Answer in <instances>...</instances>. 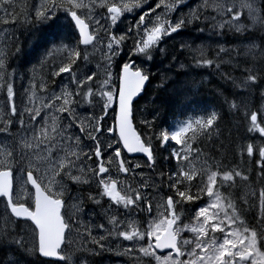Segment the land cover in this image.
<instances>
[{
	"label": "snow or ice",
	"instance_id": "6c2138e0",
	"mask_svg": "<svg viewBox=\"0 0 264 264\" xmlns=\"http://www.w3.org/2000/svg\"><path fill=\"white\" fill-rule=\"evenodd\" d=\"M183 5L185 0H40L21 19L14 0H0L3 25L19 24L26 31L39 25L52 32L38 61L39 80L34 65L28 86L21 83L27 97L21 111L16 72L9 68L15 56L27 53L15 34L2 30L0 251L6 254L0 264H37L32 257L52 258L41 264H76L66 249L80 228L101 253L115 251L130 264H264V104L253 103L257 94L264 102V0H203L174 16ZM132 13L138 15L135 23L119 30L125 14ZM207 22L220 36L225 28L235 34L259 32L260 42L218 44L212 58L205 47L183 41L179 52L166 46L189 25ZM185 51L197 67L228 64L239 70L240 77L221 73L239 91L231 100L225 97L223 115L213 110L164 125L158 97L148 101L151 111L140 108L153 76L145 65L157 57H170L173 64ZM97 54L96 70L80 71L81 62L87 66ZM58 78L59 91L50 89L48 80L56 84ZM168 81L164 76L157 88L168 92ZM188 89L187 82L176 81L171 90L179 96ZM241 113L247 132L262 138L246 146L249 168L235 164L231 133L225 136L221 129L225 116ZM136 154L143 162L133 164L129 157ZM240 156L243 160V146ZM197 201L191 222L183 223L184 205ZM89 202L102 210L106 223L88 226L79 219ZM140 212L149 217L146 225L132 219ZM109 240L128 246L113 249Z\"/></svg>",
	"mask_w": 264,
	"mask_h": 264
},
{
	"label": "trees",
	"instance_id": "16d2710c",
	"mask_svg": "<svg viewBox=\"0 0 264 264\" xmlns=\"http://www.w3.org/2000/svg\"><path fill=\"white\" fill-rule=\"evenodd\" d=\"M14 3L16 5L15 13L22 19V13L31 10V5L33 3L37 4V0H14ZM25 5H27L28 8H25ZM32 14L34 15V10L32 11ZM0 16H3V12H0ZM5 27H7L10 34H15V36L18 37L17 43L22 44L24 53H27V55L22 53L15 56L10 61L12 66L9 68V72L13 70L16 72V104L18 109L22 111L27 103V97L24 94V88L21 87V83H23L24 87L28 86L29 80L32 77V67L34 65L37 68V80H39L40 70L38 61L45 50V42L52 38V32L51 30H44L43 26L39 25L31 31H26L25 28L21 27L19 24L14 26L9 24L5 26L0 23V48H3L6 43L2 32ZM197 28H203L204 31H197ZM207 30L215 31L213 26H210L207 23H200L198 26L189 25L187 28L182 30L180 35L174 34V39L167 40L166 46L179 52L182 41L190 45L199 41L206 42L208 44L206 49L208 50L209 57H215L216 51L218 50V44L215 43L213 38H210L208 34H205V31ZM223 32L224 34L220 44H224L229 48L233 46L242 47L243 44H247L250 40H255L256 43H259L262 35L259 32L252 31L244 34H235L228 29H224ZM37 37L40 38L39 46L33 48L32 45L35 43ZM162 46L165 45L162 44ZM192 55L193 54L185 51L183 55H179L178 59L173 62L175 66L169 63V60L171 59L170 57L165 59L157 57L153 63L147 64V67L150 68L153 76L151 83L147 85L144 99L140 103V108L142 110L147 109L148 111H151L152 105L148 103V101H150L153 97H158L157 104H160L161 102L164 104L161 114V122L164 125H172L173 123L184 119L187 115L207 116L213 110L221 112L223 115V113L227 112V106L224 104L225 97L231 100L239 91L233 87L230 81H225L221 76V73L228 72L235 77H240L239 70L233 71L232 66L228 64L221 65L219 69H217L215 65L211 67H197L195 66V61L192 58ZM222 57L224 59H228V55L222 54ZM180 64H184V67L181 68ZM44 76L47 79V70L44 71ZM164 76L169 77L168 92H164L163 90L157 88V85L161 82V79ZM176 81L187 82L189 84L188 91L179 96L172 94V85ZM57 83L53 84L51 80H48L50 89L56 87V85L58 86L59 84ZM5 103L6 93L4 91H0V106H3ZM253 103L256 107L261 106L262 102L260 101L258 94L254 96ZM17 129L18 122L17 127L14 128L13 131L15 132ZM221 129L224 130L225 136H228L229 132L231 133V138L234 142L233 152L235 154V164L244 168L252 167L253 165L247 158L246 146L249 142L259 144L262 138L259 137L258 133L247 132L246 123L243 119V113H241L238 117L232 114L225 116L221 123ZM241 146L244 148L243 160L240 156ZM164 155H167V152H165ZM232 159L233 157L229 156V160ZM93 190L95 189L93 188ZM73 194L75 195L76 193ZM199 203L200 201H197L195 204L184 205V208L188 210L187 214H189ZM2 208L3 205L0 204V209ZM95 209L98 213L101 211L99 207L89 202L80 218H85L87 216L88 219H91L90 216L92 215V212H95ZM247 219L251 221V215H249ZM88 246V248L81 249L77 252L71 251L73 254L72 258L75 260L76 264H108L107 258L111 255L110 252L105 250L101 253L99 248L92 245L90 242L88 243ZM92 248L96 249L97 254H92L90 251ZM67 251H69V249ZM5 254L6 250L0 251V260L4 259ZM32 259L36 260L37 264H41L42 261H50L41 257H32ZM121 264H130V261L127 260V262H122Z\"/></svg>",
	"mask_w": 264,
	"mask_h": 264
},
{
	"label": "rangeland",
	"instance_id": "374dc122",
	"mask_svg": "<svg viewBox=\"0 0 264 264\" xmlns=\"http://www.w3.org/2000/svg\"><path fill=\"white\" fill-rule=\"evenodd\" d=\"M87 1V0H86ZM198 2H199V4H202L203 3V0H197ZM150 2H155V0H150ZM40 3V0H37V5ZM198 4H196V5H194V6H192V7H181L176 13H174L173 15L174 16H179L180 15V13L181 12H183V13H188V11H189V9L190 8H195L196 6H197ZM158 11H162V10H158ZM207 11H210V12H208V14H210V15H216V13L215 12H213L212 11V9L211 8H208L207 9ZM244 16V17H243ZM243 16H242V19L243 20H247V12L245 11L244 12V14H243ZM136 19H138V15L136 14V13H132V14H125V18H124V20H123V23H121L120 25H121V27H122V29L124 30V29H126L127 28V26L129 25V24H134L135 23V20ZM199 30V28H197V31ZM205 34H208V35H211L212 37H213V41L215 42V43H217V44H220L221 43V39H222V36H220V35H217L215 32H213V31H211V30H207V31H205ZM244 45V44H243ZM197 46H201V47H205V48H207L208 47V44L206 43V42H201V41H199V42H196L195 43V47H197ZM91 68L93 71H95L96 70V63H89L87 66H85L84 64H81V68H80V71H87V68ZM69 79H70V77L68 76V82H69ZM56 89V91H59V88H55ZM39 95V94H38ZM263 114H264V110H263ZM137 161H139V160H134L133 161V164L134 163H136ZM95 186V185H94ZM21 195H22V193H21ZM105 207H107V204H106V206ZM94 213V212H93ZM195 214V213H194ZM153 215H155V208L153 209ZM194 216V215H193ZM95 217H97V216H95ZM94 217V218H95ZM94 218H91V219H94ZM148 215H147V213L146 212H141V215L139 214V215H137V214H135V213H133V216H132V219L136 222V223H138V224H141V225H146V222H147V220H148ZM100 222H103V221H100ZM191 222V220L190 221H188V220H183V223H190ZM86 223H89V225L88 226H91L93 223H94V221H90V219H88L87 220V222ZM99 234H102V233H99L98 232V235ZM86 232H84V231H82L81 233H80V235L77 237V236H73L72 237V239H74L75 237H77L76 239H74V240H72V241H70L71 243L70 244H72V243H74L75 244V247H76V250H79V248H81V247H84L83 246V244H82V242H85V241H87V240H89V239H91V238H85L86 237ZM93 235H96L95 233H93ZM191 234L190 233H186L185 234V236L187 237V236H190ZM217 235V237L219 238V239H221L222 240V237H223V234H216ZM107 243L108 244H111L112 245V247H113V249H115L118 245H120V244H123L125 247H127L128 246V242H126V241H122V240H109V241H107ZM145 243H146V241H145ZM122 250V249H121ZM110 253H115V251H109ZM186 258V257H185Z\"/></svg>",
	"mask_w": 264,
	"mask_h": 264
},
{
	"label": "water",
	"instance_id": "95a60500",
	"mask_svg": "<svg viewBox=\"0 0 264 264\" xmlns=\"http://www.w3.org/2000/svg\"><path fill=\"white\" fill-rule=\"evenodd\" d=\"M136 155H140V154H136ZM46 259H52V258H46Z\"/></svg>",
	"mask_w": 264,
	"mask_h": 264
},
{
	"label": "bare ground",
	"instance_id": "6f19581e",
	"mask_svg": "<svg viewBox=\"0 0 264 264\" xmlns=\"http://www.w3.org/2000/svg\"><path fill=\"white\" fill-rule=\"evenodd\" d=\"M58 84V83H57ZM56 87H57V85H56ZM172 98V97H171ZM166 102V101H165ZM100 257V256H99Z\"/></svg>",
	"mask_w": 264,
	"mask_h": 264
}]
</instances>
